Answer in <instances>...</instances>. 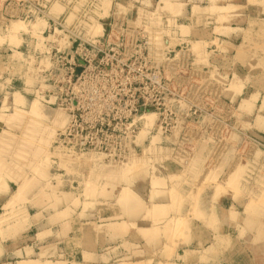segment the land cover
Wrapping results in <instances>:
<instances>
[{
    "label": "rangeland",
    "instance_id": "1",
    "mask_svg": "<svg viewBox=\"0 0 264 264\" xmlns=\"http://www.w3.org/2000/svg\"><path fill=\"white\" fill-rule=\"evenodd\" d=\"M64 1L63 6L57 3L50 7V13L62 20L69 13L85 10L97 17H138V26L151 34L155 101L149 113L144 112L131 124L135 131L130 145L122 151H108L107 155L60 152L53 141L64 117H59L62 112L56 113V106L51 105L52 82L39 66L43 63L48 67V61L37 59L38 49L44 51V43L55 39L46 38L52 26L48 28L45 18L27 24L15 20L6 31L1 30L0 56H8L6 61L0 57V144H8V148L14 145L16 150L4 148L6 145L0 149V189L3 181L10 180L9 173L18 174V181L12 180L15 184L10 196L17 187H23L18 186L20 178L22 182L34 180L26 181L30 185L33 182L32 186L24 181L23 185L30 188H24L20 198L11 199L6 209L10 211H0L6 214L4 225L18 227L15 232L23 230L31 217L25 208L30 206L31 214L37 212L35 220L43 217L42 210L51 213L49 221L71 220L73 213L80 211L79 222L103 224L99 228L111 235L134 228L141 237L153 239L160 231L175 235L187 228L181 215L168 217L170 210L197 207L201 196L206 200L214 192L215 197H243L247 222L264 227V19L249 20L242 29L224 28L221 24L229 23V18L222 12L235 9L218 6V1L226 0ZM15 22L21 28L10 32ZM95 31L100 32L99 25ZM231 31L238 36L236 40L220 36ZM11 53L13 64L8 63ZM42 53L40 56H47ZM111 56L117 55L108 56V61L115 63ZM15 92L17 96L12 95ZM32 105L39 110L34 111ZM27 129L34 131L24 136ZM43 169L47 175L38 173ZM128 191L133 192L129 203L124 194ZM167 199L171 205L163 204ZM136 201L138 207L133 209ZM142 210L144 220H151L152 225L135 228L131 220ZM91 211L98 214L88 219ZM114 223H120L121 228ZM162 223L161 230L158 224ZM109 224L119 227V232L115 234ZM33 234L31 231L29 236ZM126 241L122 239L119 244L129 249Z\"/></svg>",
    "mask_w": 264,
    "mask_h": 264
},
{
    "label": "built area",
    "instance_id": "2",
    "mask_svg": "<svg viewBox=\"0 0 264 264\" xmlns=\"http://www.w3.org/2000/svg\"><path fill=\"white\" fill-rule=\"evenodd\" d=\"M0 1V31H6L15 20L27 24L45 18L48 28L52 26L46 38L55 39L44 43V51L38 49L37 59L41 62L44 57L48 61V67L43 63L39 66L52 82V106L65 117L55 134L54 148L71 154L107 155L108 151H122L129 146L135 131L131 124L144 112L149 113L155 101L151 34L138 26V17H97L85 10L69 13L62 20L60 15L50 13V7L62 5L64 0ZM96 25L100 32L95 31ZM109 53L117 55L111 56L115 63L108 61ZM7 56L0 57L6 61ZM9 56L8 63L13 64L12 53Z\"/></svg>",
    "mask_w": 264,
    "mask_h": 264
},
{
    "label": "crops",
    "instance_id": "3",
    "mask_svg": "<svg viewBox=\"0 0 264 264\" xmlns=\"http://www.w3.org/2000/svg\"><path fill=\"white\" fill-rule=\"evenodd\" d=\"M218 6L235 8L222 12L223 16L229 18V23L221 24L224 28L242 29L249 20L264 19V0H255V3L247 0L218 1ZM202 18L203 21L207 20L206 17ZM220 36L229 40L238 37L232 31L227 36ZM2 138L0 136V140ZM13 148L14 145L8 150ZM10 175V180L3 181L5 186L0 189V211H10L6 210L8 203L18 190L17 187L10 196V189L15 184L12 180L17 176ZM205 198L203 200L201 196L197 207L183 206L180 211H169L168 217L181 215L186 219L187 228L175 235L160 231L153 239L141 237L134 228L122 235H111L99 228L103 224L94 226L91 225L93 221H89L90 225L79 222L80 211L73 213L71 220L49 221L51 213L42 210L43 217L35 220L33 216L37 212L31 214L33 207L30 206L25 208L31 216L27 225L15 232L18 227L4 225L6 218L2 216L6 214L0 212V218H3L0 220L3 234V237L0 234V264H17L21 261L63 264H121L122 261L124 264H264V227L247 222L243 197L238 200L230 195L215 197L213 192L209 198ZM163 204L171 205V202L167 199ZM94 214L98 212L91 211L87 218L91 219ZM144 214L142 210L131 220L135 228L152 225L151 220H144ZM163 223L158 224L160 229ZM10 229H14V232H8ZM31 231H34L33 236H29ZM125 238L129 249L123 243L119 244Z\"/></svg>",
    "mask_w": 264,
    "mask_h": 264
},
{
    "label": "bare ground",
    "instance_id": "4",
    "mask_svg": "<svg viewBox=\"0 0 264 264\" xmlns=\"http://www.w3.org/2000/svg\"><path fill=\"white\" fill-rule=\"evenodd\" d=\"M16 22H17V21H16ZM16 22H15V24L11 25L12 28L10 27V28H11V31H10V32L13 31L12 29H14V30H18V29H19V27H20V23H22V21H21L20 23H19V22L16 23ZM11 23H12V22H11ZM34 25H35V24H34ZM38 27H39V26H38ZM20 28H21V27H20ZM34 29H36V28H34ZM14 32H15V31H14ZM15 34H16V33H15ZM10 36H11V33H10ZM14 94H16V92L13 93L12 95H14ZM256 94H257V93H256ZM254 95H255V93H254ZM254 95H253V96H254ZM14 96H15V95H14ZM14 96H13V97H14ZM16 96H17V94H16ZM250 97H252V96H250ZM14 98L16 99V97H14ZM248 98H249V97H248ZM253 98H254V97H253ZM246 99H247V98H246ZM247 100H248V99H247ZM250 100H251V98H250ZM5 101H6V100H4V102H5ZM244 101H245V100H244ZM252 101H253V100H252ZM48 102H50V101H48ZM247 102H249V101H247ZM247 102H246V105L248 106V103H247ZM52 103H53V102H52ZM243 103H245V102H243ZM263 103H264V102H263ZM3 104H4V103H3ZM34 104H35V103H34ZM34 104H33V105H34ZM5 105H6V104H5ZM33 105H32V109L35 111L36 108L34 109ZM51 105H52V104H51ZM246 105H245V106H246ZM252 105H253V104H252ZM3 106H4V105H3ZM34 106L37 107L36 105H34ZM261 107H262V106H261ZM3 108H4V107H3ZM3 108H2V109H3ZM37 110H39V109H37ZM37 110H36V111H37ZM58 111H59V110H56V113H57ZM21 112H22V111H21ZM24 113H25V112H24ZM34 114H35V113H34ZM0 115H1V114H0ZM28 115H29V114H28ZM32 116H33V115H32ZM7 117H8V115H7ZM28 117H29V116H28ZM28 117H27V118H28ZM59 117H64L63 113H61V114L59 115ZM33 118H34V117H33ZM34 119H35V118H34ZM55 119H56V118H55ZM29 120H30V119H29ZM31 120H32V119H31ZM31 120H30V121H31ZM36 120H37V119H36ZM64 121H65V117H64ZM31 122H36V121H35V120H34V121L32 120ZM31 122H30V123H31ZM53 123L55 124L56 122H53ZM53 123H52V124H53ZM4 128H5V127H4ZM6 129H7V128H6ZM5 131H6V130H5ZM30 131H31V133H32L34 130L32 131V129H31V130L27 129V131H25L24 134H23V133H22V134H23L24 136H26V135H28V134L30 135V134H31ZM56 132H57V131H56ZM19 137H20V136H19ZM30 137H31V136H30ZM24 138H27V137H24ZM28 138H29V137H28ZM4 142L6 143V141H4ZM19 142H20V141H19ZM0 145H1V144H0ZM3 145H4V143H3ZM3 145H2V146H3ZM5 145H6V144H5ZM5 145H4V146H5ZM7 145H8V144H7ZM7 145H6V147H4V146H3V147L6 148V149H8ZM39 145H41V144H39ZM2 146H1V148H2ZM38 147H39V146H38ZM4 148H3V149H4ZM14 148H15V150H16V147H14ZM19 148H20V147H19ZM19 148H17V150H18ZM19 150H20V149H19ZM18 152H19V151H18ZM18 152H17V153H18ZM23 153H24V152H23ZM20 154H21V153H20ZM27 155H28V154H27ZM23 157H24V156H23ZM27 157H28V156H27ZM29 157H31V156H29ZM24 159H25V158H24ZM28 159H29V158H28ZM2 161H3V160H2ZM23 161H24V160H23ZM24 162H25V161H24ZM0 164H1V163H0ZM1 165H2V164H1ZM3 165H4V164H3ZM8 165H9V164H8ZM9 167H10V166H9ZM9 167H8V170L11 169V168H9ZM1 168H2V167H1ZM6 168H7V167H6ZM6 168H5V169H6ZM34 168H35V167H34ZM39 168H40V167H39ZM13 171H14V170H13ZM39 171H40V169H39ZM41 171H42V170H41ZM44 171H45V170L43 169L42 172H38V173L41 174V173H43ZM35 172H36V171H35ZM114 172H115V171H113V174H114ZM15 173H16V172H15ZM43 174H44V173H43ZM43 174H42V175H43ZM9 175H10V173H9ZM13 175H14V174H13ZM13 175H11V176H13ZM22 175H23V174H22ZM44 175H47V174L45 173ZM14 176H15V175H14ZM17 176H18V174H17ZM17 176H16V178H15V177H13V178L17 179ZM19 176H21V175H19ZM23 177H24V176H23ZM23 179H24V178H23ZM21 180H22V179H21ZM31 180H33V179H28V178H27V179H24L23 182L20 181L22 184H20V183H19V184L22 185L23 187H22V188L20 187L21 189L18 188L17 192H16V193L14 192L13 197H14V198H16V197H17V198H20V197H21V194H23V192H24V191H23L24 188H30V187H28V186L30 185L29 182L27 183L26 181H31ZM17 181H18V180H17ZM24 181H25L27 184H29V185H27V184H26V185H25V184L23 185ZM33 181H34V180H33ZM34 183H35V182H34ZM19 184H18V185H19ZM32 184H33V182H32ZM32 184H31L30 186H32ZM2 185H3V184H2ZM20 185H19V186H20ZM4 186H5V185H4ZM26 186H27V187H26ZM124 189H125V188H124ZM25 190H26V189H25ZM26 191H27V190H26ZM123 191H124V190H123ZM130 193L132 194L133 192H131V191L129 192V191H128V193H127V192L124 193V194H125V197L128 198V200H127L128 203H129V200L133 197V195H131ZM120 194H123V193H120ZM120 196H121V195H120ZM120 196H119V197H120ZM123 196H124V195H123ZM123 196L120 197V198H122V199L124 200ZM11 197H12V196H11ZM13 197H12V198H13ZM130 197H131V198H130ZM127 198H125V199H127ZM134 199H135V198H134ZM14 200H15V199H14ZM14 200H13V201H14ZM13 201H12V202H13ZM118 201H119V200H118ZM127 201H126V202H127ZM132 201H133V200H131L130 202L132 203ZM10 202H11V199H10ZM121 202L123 203V201H121ZM126 202H124V205H125ZM133 203H134V201H133ZM137 203H139V201H136L135 207H134L133 209H136V206L138 207ZM128 205H130V204H128ZM128 205H126V206H128ZM133 205H134V204H132V206H133ZM139 205H140V204H139ZM139 207H140V206H139ZM161 207H162V206H161ZM152 208H153V207H152ZM157 208H158V207H157ZM131 209H132V208H131ZM153 210H154V209H153ZM157 210H158V209H157ZM151 212H152V211H151ZM159 213H160V212H159ZM2 217H5V216H2ZM0 220H3V218H2V219L0 218ZM2 222H3V221H2ZM2 222H1V223H2ZM114 224H115V223H114ZM115 225H116V226H119L120 223H119V225H117V224H115ZM109 226H110V227L113 226V227H111V228H112V229L114 228V229H115V231L113 230L114 233H115V232L117 233L118 230L116 231V229L119 228L121 225H120L119 227H117V228H116L114 225H112V224H111V225L109 224ZM105 227H106V226H105ZM110 227H109V228H110ZM111 228H110V229H111ZM120 228H121V227H120ZM106 229H107V228H106ZM176 229H177V228H176ZM120 230H121V229H120ZM172 230H173V227H172ZM107 231H108V230H107ZM109 231H110V230H109ZM113 231L111 230V232H113ZM181 231H182V230H181ZM118 232H119V231H118ZM116 233H115V234H116Z\"/></svg>",
    "mask_w": 264,
    "mask_h": 264
}]
</instances>
